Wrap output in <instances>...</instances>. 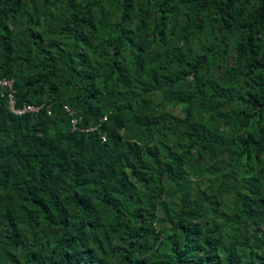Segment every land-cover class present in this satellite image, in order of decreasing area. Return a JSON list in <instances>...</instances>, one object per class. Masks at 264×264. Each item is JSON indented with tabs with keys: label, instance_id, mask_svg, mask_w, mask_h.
<instances>
[{
	"label": "trees",
	"instance_id": "1",
	"mask_svg": "<svg viewBox=\"0 0 264 264\" xmlns=\"http://www.w3.org/2000/svg\"><path fill=\"white\" fill-rule=\"evenodd\" d=\"M1 78L0 264H264V0H0Z\"/></svg>",
	"mask_w": 264,
	"mask_h": 264
},
{
	"label": "built area",
	"instance_id": "2",
	"mask_svg": "<svg viewBox=\"0 0 264 264\" xmlns=\"http://www.w3.org/2000/svg\"><path fill=\"white\" fill-rule=\"evenodd\" d=\"M0 89H5L8 91V101H9V109L10 112L14 115H23V114H38L42 110H45L48 115H51V109L49 106L44 104L41 105H32V104H24L22 107L17 108L15 104V90H14V82L13 80H9L6 78L0 79ZM65 112L71 118V126L73 131H80L83 133L89 134H97L102 142L107 141V134L104 132L103 124L108 120V116H103L98 123L86 127V128H79V118L77 117V113L71 107L65 105L64 106Z\"/></svg>",
	"mask_w": 264,
	"mask_h": 264
},
{
	"label": "rangeland",
	"instance_id": "3",
	"mask_svg": "<svg viewBox=\"0 0 264 264\" xmlns=\"http://www.w3.org/2000/svg\"><path fill=\"white\" fill-rule=\"evenodd\" d=\"M176 113H178L179 112V110L177 109V107H174V109H173Z\"/></svg>",
	"mask_w": 264,
	"mask_h": 264
},
{
	"label": "clouds",
	"instance_id": "4",
	"mask_svg": "<svg viewBox=\"0 0 264 264\" xmlns=\"http://www.w3.org/2000/svg\"><path fill=\"white\" fill-rule=\"evenodd\" d=\"M6 79H7V78H6ZM9 80H12V79H9ZM13 82H14V81H13ZM8 102H9V101H8ZM32 105H33V104H32ZM17 108H19V107H17ZM9 110H10V109H9ZM34 115H37V114H34ZM104 116H105V115H104ZM106 116H107V115H106ZM98 122H99V121H98ZM98 122H97V123H98ZM106 122H107V121H106ZM106 122H105V123H106Z\"/></svg>",
	"mask_w": 264,
	"mask_h": 264
}]
</instances>
